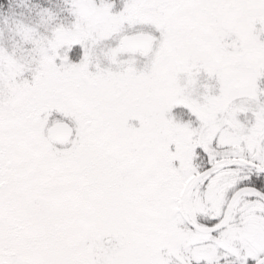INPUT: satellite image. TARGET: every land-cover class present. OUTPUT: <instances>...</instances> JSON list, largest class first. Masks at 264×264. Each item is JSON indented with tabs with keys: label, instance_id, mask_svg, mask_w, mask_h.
<instances>
[{
	"label": "snow or ice",
	"instance_id": "obj_1",
	"mask_svg": "<svg viewBox=\"0 0 264 264\" xmlns=\"http://www.w3.org/2000/svg\"><path fill=\"white\" fill-rule=\"evenodd\" d=\"M0 264H264V0H0Z\"/></svg>",
	"mask_w": 264,
	"mask_h": 264
}]
</instances>
